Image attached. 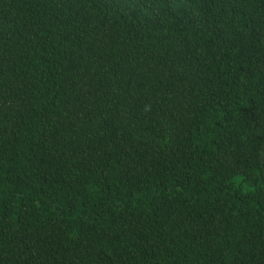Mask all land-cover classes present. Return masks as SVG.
Wrapping results in <instances>:
<instances>
[{"label": "trees", "instance_id": "obj_1", "mask_svg": "<svg viewBox=\"0 0 264 264\" xmlns=\"http://www.w3.org/2000/svg\"><path fill=\"white\" fill-rule=\"evenodd\" d=\"M0 264H264V0H0Z\"/></svg>", "mask_w": 264, "mask_h": 264}]
</instances>
